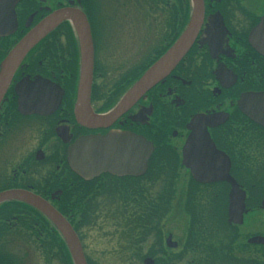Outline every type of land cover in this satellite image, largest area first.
Returning a JSON list of instances; mask_svg holds the SVG:
<instances>
[{"label":"flooded vegetation","instance_id":"flooded-vegetation-1","mask_svg":"<svg viewBox=\"0 0 264 264\" xmlns=\"http://www.w3.org/2000/svg\"><path fill=\"white\" fill-rule=\"evenodd\" d=\"M13 1L12 9L8 6L11 15L0 14V75L7 57L40 25L60 12L80 13L91 35L90 111L77 114L81 48L66 18L27 50L0 99V194L25 193L54 208L82 249L81 229L97 216L79 212L80 205L96 204L103 190L114 188L121 190L123 202H145L148 196H142L144 190L137 185L147 174L156 186L169 179V197L164 199L161 188L154 197L153 204L159 207L155 213L123 217L128 230L120 233V250L131 253L139 245L151 250L142 264L146 260L264 264V246L250 242L264 239V126L250 101L264 94V56L254 46L264 43V0H201V24L188 51L165 77L121 111L117 108L131 88L188 27L192 1L0 0V6ZM147 8L151 16L162 15V21H146ZM131 25L141 36L140 44L148 40L152 47L125 68L110 94L103 93L94 83L105 76L100 62L125 55L130 39L124 28ZM87 111L104 119L88 124ZM199 116L212 119L206 123ZM107 137L110 142H104ZM85 138L96 140L94 150L88 158L79 149L73 163L82 172L100 171L91 180H84L69 162L70 148ZM145 142L152 152L142 176L102 170L105 166L116 173L136 171L145 158ZM226 168L244 194L240 224L229 222L232 187L220 180ZM194 174L202 181L214 180L201 182ZM178 200L189 206L188 212L176 214ZM73 205L78 206L75 213L68 214ZM164 205L170 208L162 214ZM178 217L183 228L172 223ZM19 243L25 252L30 244L36 245L45 262L58 259L63 264L67 252L73 264L63 238L46 216L24 200H5L0 203V264H20L13 257Z\"/></svg>","mask_w":264,"mask_h":264},{"label":"water","instance_id":"water-1","mask_svg":"<svg viewBox=\"0 0 264 264\" xmlns=\"http://www.w3.org/2000/svg\"><path fill=\"white\" fill-rule=\"evenodd\" d=\"M193 4V13L190 19L189 25L184 31V33L180 36L176 44L154 65L150 71H148L140 80L131 88L126 97L121 101L118 106L117 111H121V109L125 105H130L136 99H138L143 93H145L151 86H153L157 81L165 77L170 70L181 60V58L188 51L189 47L193 43L196 32L201 24V16H202V4L201 0H191ZM14 1L11 4H2L0 6V14L3 16L11 15L10 9L14 6ZM7 6V7H6ZM8 6H11L8 9ZM6 7V9H5ZM68 18L71 20L72 25L78 35L80 48H81V72H80V80H79V98L77 105V114H84L86 109H89V94L91 87V78H92V46H91V35L89 26L83 15L74 11H64L55 14L52 18L48 19L42 25H40L32 35L27 36L23 41H21L15 49L11 52V54L7 57L3 72L0 75V99L8 85L10 80V75L15 70L16 66L20 63L22 58L24 57L27 50L35 44L40 38L47 34L48 31L53 29V27L58 24L61 20ZM255 48L264 56V43H255ZM19 94L22 95L21 87L17 88ZM27 92L25 91L23 94L24 100ZM20 100L22 97L20 96ZM252 103L255 102L257 107L258 114L256 115L257 120L264 126V94L255 95L250 100ZM90 111V109H89ZM87 123L93 124L94 120H103L104 118L97 117L92 113L87 111ZM198 120L203 122H210L212 118H206L203 116L197 117ZM111 141L110 137L104 138V142ZM96 140H92V138H85L78 141L74 146H72L69 150V162L72 169L80 175L84 180H91L93 176L99 174L100 171H95V173L90 172H82L78 168L75 167L73 163L74 154L81 149L85 156L88 158L91 155V152L94 150V145L96 144ZM146 146V154L145 158L140 161V164L136 165V171L134 172H120L116 173L108 167L103 165V169L105 171L110 172L111 174H115L118 176H142L145 174L147 169V161L152 152V146L148 142H145ZM109 154V153H107ZM106 154V156H107ZM102 155V154H100ZM183 165H186V146L183 150ZM203 174V173H201ZM205 175L208 173H204ZM195 178L201 182L213 181L214 179H210L207 181H202L199 179V174H194ZM198 176V177H196ZM214 178V177H213ZM218 180V179H217ZM220 180L227 181L231 184V192L229 197V215L230 221L235 224L242 223V216L244 214V194L239 190L238 186L234 184L228 174V169L226 168L225 172L222 171V175H220ZM19 199L24 200L30 203L34 208L39 210L44 216H46L49 221L54 225L57 231L60 233L63 238L69 255L71 257L73 264H86L85 258L78 241L77 236L75 235L73 229L69 225V223L51 206L46 205L42 201L37 198H34L28 194L21 192H6L0 194V203L5 200L10 199ZM239 199V200H238ZM251 243L261 244L264 246L263 238H253L250 240ZM145 264H152L150 260H146Z\"/></svg>","mask_w":264,"mask_h":264},{"label":"rangeland","instance_id":"rangeland-1","mask_svg":"<svg viewBox=\"0 0 264 264\" xmlns=\"http://www.w3.org/2000/svg\"><path fill=\"white\" fill-rule=\"evenodd\" d=\"M148 12L149 10L147 8V12H146L147 17H145V19L149 23L151 21L154 22L162 21L163 19L162 15L161 16L155 15L154 17V15L153 16L149 15ZM165 19L166 21H169L167 14ZM139 25L142 27L143 22L139 21ZM135 27H136L135 25H131L130 27L124 28L126 32H129L127 37H129L130 39L128 50L126 51L127 53L124 52L125 53V55L123 56L124 58L118 57L116 60L112 59L110 63L106 59L105 61L100 62L101 65L104 67V71L102 72V74H104L105 76L103 77V79H98L97 81L95 80L94 83L100 88V91H102L103 93L109 92L110 94V92L115 88L114 85L120 83L121 76L125 74V68H127L130 65L131 66L135 65L137 60L140 58L139 57L140 54L143 53L144 50L145 53L148 52V50L152 47V45H149L150 41L148 42V40L144 44H140L138 38H141V36L139 37L137 35V31ZM152 30L154 32L158 31L156 28ZM153 36H155V34L149 36V38ZM145 37L147 38L148 36L145 35ZM115 47H117V45ZM113 65H116L117 68H112ZM166 177H168V174L166 175ZM149 179H150V174L149 176L147 174L144 178V181L141 182L140 185H137L139 186L140 189L144 190L142 191L141 195L148 196V200H146L145 202L140 201V203L133 204L131 199L127 200V202H123L122 200H120V198H122L121 190L116 191L114 188L111 190H103L99 196V199L96 201V204L95 202H93V204L88 205L89 207L88 215H93V217L97 216V220L95 221L91 219L90 221L91 223L90 222H86V224L84 223L81 229V240H82V249L84 255L88 260H90L91 264H142V258L144 256L150 255L151 250L149 251L146 247H142V245L136 246V248H134V250L131 253H126L120 250L121 245L123 244L122 241L123 236H121L120 233L123 230H128L126 229V227H128L126 225V222L122 223L124 220L123 217L127 215L137 216L141 214L151 213L153 210L156 211V209H158L159 207L158 204H153L154 197L159 196L160 188L161 190L163 189L162 193H163V197L165 195L164 199L166 197H169L168 195L169 189L166 188L170 186L169 182H171V180L167 179L166 180L167 183H163L162 186L160 185L156 186V184L155 185L151 184ZM125 184H127L128 186L131 185L130 183H125ZM179 187L180 186L178 185L176 186V188ZM176 191L180 192V190L178 189ZM136 195L137 194L135 193L134 196ZM169 208L170 205H164V207L161 210V213L162 214L167 213ZM155 211L153 213H155ZM188 211H189V206L185 205L184 201L178 200L176 214L179 215L182 214L183 212L186 213ZM126 219L127 218H125V220ZM176 220L177 222H172L173 224H175V227L177 225L178 227L183 228L184 223L178 221L180 220V218L179 217L175 218L173 221ZM169 223L170 222H168L167 229H170ZM13 246H15V244ZM19 246H22L21 243H19V245L16 248L18 249L17 255L13 256L14 260H17V263L61 264L58 261V259L56 260L51 259L50 261L46 260L45 262V260H43V257H41L39 253H37L35 248L36 245L30 244L29 246L30 249L27 251L28 253L25 252L24 250L25 248ZM63 264H71L67 252H65V261Z\"/></svg>","mask_w":264,"mask_h":264},{"label":"trees","instance_id":"trees-1","mask_svg":"<svg viewBox=\"0 0 264 264\" xmlns=\"http://www.w3.org/2000/svg\"><path fill=\"white\" fill-rule=\"evenodd\" d=\"M78 206H76V205H73V206H71V207H69V209L71 210V212H68V214H74L75 213V209L77 208ZM80 211L79 212H81V213H88V209H89V207H85V206H82V205H80ZM154 212V210L151 212V213H153Z\"/></svg>","mask_w":264,"mask_h":264}]
</instances>
